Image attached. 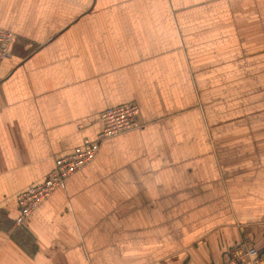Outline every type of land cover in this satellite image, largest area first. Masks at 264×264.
Wrapping results in <instances>:
<instances>
[{"label":"crops","instance_id":"0c3cea01","mask_svg":"<svg viewBox=\"0 0 264 264\" xmlns=\"http://www.w3.org/2000/svg\"><path fill=\"white\" fill-rule=\"evenodd\" d=\"M0 264H224L264 249V0H0ZM139 107L16 228V197Z\"/></svg>","mask_w":264,"mask_h":264},{"label":"built area","instance_id":"2783aa9c","mask_svg":"<svg viewBox=\"0 0 264 264\" xmlns=\"http://www.w3.org/2000/svg\"><path fill=\"white\" fill-rule=\"evenodd\" d=\"M15 35L0 28V61L12 55ZM139 107L125 104L110 107L100 113L101 130L94 141L84 140L82 145L68 156L55 161L53 171L43 183L30 187L16 197L18 215L16 228H24L31 215L64 181L94 161L102 141L138 128ZM224 264H264V249L259 250L247 242L234 245L227 252Z\"/></svg>","mask_w":264,"mask_h":264}]
</instances>
